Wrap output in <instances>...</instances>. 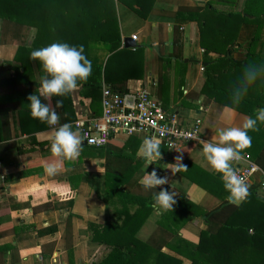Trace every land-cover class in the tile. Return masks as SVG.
I'll return each instance as SVG.
<instances>
[{"label": "crops", "instance_id": "crops-1", "mask_svg": "<svg viewBox=\"0 0 264 264\" xmlns=\"http://www.w3.org/2000/svg\"><path fill=\"white\" fill-rule=\"evenodd\" d=\"M234 1L154 0L153 9L185 12L203 8L208 3L218 10L230 11ZM180 16L175 19L155 11L141 18L128 6L118 8L121 37H131L136 42L135 47H142L143 53L137 71L140 76L125 81V92L145 88L163 109L177 114L181 126L189 125L197 117L202 120L198 141L182 143L174 149L161 143V160L147 168L137 152L142 141L150 136L116 133L98 148H91L82 139L79 158L64 161L56 176H48L44 167L55 159L50 152L51 127L46 123L43 127L44 123L33 118L28 120L30 113L21 112L29 105L28 100L18 112L15 108L18 85L8 81L0 84L3 135L0 140V247L9 246L3 254L5 264H70L68 246L73 251V264H86L88 222L101 224L116 219L115 210L122 207V203L104 199L106 172L117 174L126 167L130 172L122 179L128 180L130 185L127 183L125 188L134 193L165 188L175 193V200L182 196L184 199L180 202L181 210L161 212L152 207L138 231L139 238L146 240L158 230L173 228L181 237L196 243L201 230L214 232L218 229L217 224L207 222L203 213L218 206L228 193L221 175L213 172L204 160L200 141L217 142L218 129L241 126L247 115L238 110L233 114L229 111L231 107L201 92L205 80L201 67L213 63L216 54L211 53V58L204 60L197 21L188 18L180 21ZM253 31L251 24L240 26L239 47L232 52L236 60L244 58ZM0 48L3 50L0 51V79L5 80L14 74L8 65L13 61L16 45L0 44ZM79 89L71 93L72 108L67 109L66 114L58 111L60 123H70L73 130H77L76 120L97 117L102 110L101 98L93 103L90 97L81 96ZM54 105L55 101L51 100V106ZM65 116L69 117L68 121ZM178 155L188 169L172 173L167 167L176 162ZM144 169L146 172L155 169L159 176H167L169 183L145 190L139 183ZM260 178L261 173H257L251 183ZM260 195L264 197V190ZM129 206L132 211L135 204ZM49 226L56 227V231L37 234V230ZM162 251L174 254L164 248ZM182 259L181 264H190L186 258Z\"/></svg>", "mask_w": 264, "mask_h": 264}, {"label": "trees", "instance_id": "trees-1", "mask_svg": "<svg viewBox=\"0 0 264 264\" xmlns=\"http://www.w3.org/2000/svg\"><path fill=\"white\" fill-rule=\"evenodd\" d=\"M234 2L230 11L218 10L206 3L200 9L169 12L154 10V0H0V44L16 45L13 61L8 65L14 74L5 80L0 79V84L8 81L18 85L15 108L20 112L27 97L40 87L41 76L46 75L41 63L30 59V53L52 43H67L76 47L82 45L83 54L92 64L88 79L78 81L81 96L90 97L94 103L101 98L103 83L113 90L125 92V81L140 76L137 71L143 53L142 47L123 46L118 19V8L123 5L141 18L156 11V14L172 15L175 19L181 15L180 21L186 18L196 20L204 60L208 61L211 53L216 54L215 61L204 66L205 80L201 92L233 108L231 90L245 65H264V0ZM243 23L253 25L254 31L246 45L244 58L236 60L232 52L239 47L238 32ZM70 96L71 93L52 98L55 102L63 100V106L57 111L65 113L72 108ZM260 108H264V76L249 88L235 110L254 118L255 110ZM21 112L30 113L29 105ZM68 120L69 117L65 116V121ZM1 122L0 114V140L3 138ZM44 124L42 126L46 127ZM257 128L258 131H249L252 144L243 152L248 153L264 172V123L258 122ZM129 172L128 167L117 174L108 175L106 172L104 199H113L122 203V207L115 210L116 219L101 224L88 222L86 264H181L182 258L189 260L190 264H264V197L260 195L264 189L260 180L251 183L256 174L248 182L251 195L245 202L237 206L223 199L214 209L203 213L207 222L217 224L218 229L214 232L201 230L198 241L192 243L173 228L158 230L146 240L139 238L138 231L152 211L154 193L161 189L134 193L125 188L128 180L122 179ZM181 199L184 200L183 196L176 199L174 210L181 206ZM129 204H135L132 211ZM55 231L56 227L49 226L37 230V234ZM7 247H0V264H5L3 254ZM70 248H67L69 263L73 264ZM163 248L174 254L162 251Z\"/></svg>", "mask_w": 264, "mask_h": 264}, {"label": "clouds", "instance_id": "clouds-1", "mask_svg": "<svg viewBox=\"0 0 264 264\" xmlns=\"http://www.w3.org/2000/svg\"><path fill=\"white\" fill-rule=\"evenodd\" d=\"M83 46H70L67 43H52L46 47L33 50L30 59L38 60L46 75L40 78V87L35 94L27 97L30 116L51 127L50 152L54 162L47 163L44 171L48 176H56L64 161H75L81 154L82 137L78 130H73L70 123H60V114L56 110L63 106V100L55 102L51 106L54 96L64 97L75 91L78 81H86L91 75V61L83 54ZM262 76L264 65L249 63L245 65L238 82L231 90V104L229 111L235 114V108L239 107L249 88ZM47 101V102H45ZM264 123V108L255 110V117H247L241 126H230L218 129V141H200L203 145L202 156L213 172L221 175L223 186L228 193L226 200L229 204L240 205L251 195L245 177L238 174L233 162L242 159L241 153L251 147L252 138L249 131H258L257 123ZM191 139V136H189ZM161 140L156 137H146L139 146L137 155L143 158L148 165L161 160ZM175 163L168 164L172 173L181 169L187 170V166L181 163L182 156L175 158ZM145 168V169H146ZM139 183L145 190L156 189L158 186L169 183L168 177H161L153 169L146 172ZM174 192L161 188L155 191L152 207L161 211H173L176 204Z\"/></svg>", "mask_w": 264, "mask_h": 264}, {"label": "built area", "instance_id": "built-area-1", "mask_svg": "<svg viewBox=\"0 0 264 264\" xmlns=\"http://www.w3.org/2000/svg\"><path fill=\"white\" fill-rule=\"evenodd\" d=\"M133 39L136 37L133 36ZM203 69L201 67V70ZM128 95L133 98L131 104L125 101ZM101 107L99 116L74 122L82 139L90 146H103L116 133H122L125 136L136 134L154 136L169 149L200 139L201 118L197 117L189 125L181 126L177 114L163 109L160 102L145 88H140L133 93H122L103 84ZM241 155L240 161L233 162L238 174L249 182L254 174L261 173V188L264 189V172L248 154Z\"/></svg>", "mask_w": 264, "mask_h": 264}, {"label": "water", "instance_id": "water-1", "mask_svg": "<svg viewBox=\"0 0 264 264\" xmlns=\"http://www.w3.org/2000/svg\"><path fill=\"white\" fill-rule=\"evenodd\" d=\"M123 46L125 48L135 47L136 42L134 40H132L131 37H125L123 39ZM125 101H126V103L131 104L133 101V98L128 95V96H126ZM83 143L85 144V141Z\"/></svg>", "mask_w": 264, "mask_h": 264}, {"label": "rangeland", "instance_id": "rangeland-1", "mask_svg": "<svg viewBox=\"0 0 264 264\" xmlns=\"http://www.w3.org/2000/svg\"><path fill=\"white\" fill-rule=\"evenodd\" d=\"M2 48H0V51L2 52L3 50H1ZM86 233H88L87 231H86ZM88 235V234H87Z\"/></svg>", "mask_w": 264, "mask_h": 264}]
</instances>
